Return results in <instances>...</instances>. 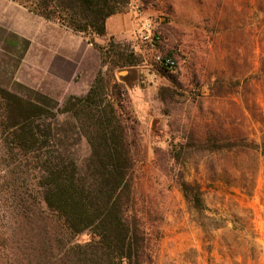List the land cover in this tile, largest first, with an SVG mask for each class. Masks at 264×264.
I'll use <instances>...</instances> for the list:
<instances>
[{"label": "rangeland", "instance_id": "obj_1", "mask_svg": "<svg viewBox=\"0 0 264 264\" xmlns=\"http://www.w3.org/2000/svg\"><path fill=\"white\" fill-rule=\"evenodd\" d=\"M160 2L144 7L131 0L139 24L133 35L96 40L106 45L113 37L142 59L116 77L138 120L139 203L163 214L154 264H264L253 223L264 200V0ZM144 24L159 41L142 38ZM158 57L173 59L176 67L161 65ZM100 71L106 72L100 52L81 34L34 15L20 0H0V90L57 102L54 116L40 121L53 128L50 144L78 163L90 149L64 107L72 96H84ZM121 72H127L123 80ZM216 140L226 147L213 150ZM5 154L0 145V187L11 162ZM15 172L18 188L29 189L24 171ZM180 173L200 186L206 212L185 201L175 182ZM17 203L0 197V207ZM36 223L37 248L31 243L22 250L38 255L44 225ZM29 233L24 230L25 237Z\"/></svg>", "mask_w": 264, "mask_h": 264}, {"label": "trees", "instance_id": "obj_2", "mask_svg": "<svg viewBox=\"0 0 264 264\" xmlns=\"http://www.w3.org/2000/svg\"><path fill=\"white\" fill-rule=\"evenodd\" d=\"M20 1L34 15L81 34L100 52L106 72L100 71L89 91L72 96L64 107L90 149L82 163L50 144L53 128L40 121L54 116L57 102L0 90V145L11 158L0 197L18 200L16 206L0 207V264H154L164 233L163 214L139 203L138 120L127 87L116 77L142 59L113 37L106 45L96 41L107 37L109 18L130 12L131 0ZM160 1L141 0L144 7ZM194 81L200 85L196 74ZM217 145L213 150L226 147ZM180 155L175 153L176 161ZM15 170L24 171L29 189L18 188ZM175 182L192 208L199 213L208 210L199 185L188 182L183 173ZM40 221L43 253L25 252V245L37 248L39 240L33 234H40L35 228ZM25 229L30 230L27 237ZM83 236L88 239L81 241Z\"/></svg>", "mask_w": 264, "mask_h": 264}, {"label": "built area", "instance_id": "obj_3", "mask_svg": "<svg viewBox=\"0 0 264 264\" xmlns=\"http://www.w3.org/2000/svg\"><path fill=\"white\" fill-rule=\"evenodd\" d=\"M143 28L147 31L145 33H142V38L145 41L150 42V44H153L155 41H159V37H153L152 34L150 33L149 24H144ZM157 60L161 65L171 70H173L176 67L175 61L171 58L158 57ZM253 223L255 230L257 231L258 234H260L259 237L261 239V244L264 246V200L258 203V209L255 210Z\"/></svg>", "mask_w": 264, "mask_h": 264}, {"label": "crops", "instance_id": "obj_4", "mask_svg": "<svg viewBox=\"0 0 264 264\" xmlns=\"http://www.w3.org/2000/svg\"><path fill=\"white\" fill-rule=\"evenodd\" d=\"M133 15H134V12L131 9L130 12L127 14H117L109 18L107 21V33L114 35V36H124L125 35L124 37H130V35H133L132 33L135 32V29L139 28V24L136 21V19L134 20L132 19ZM126 20L131 22V25H126V26L119 25V22L121 21L123 22ZM79 60H81V57ZM71 61L72 63H74L73 60Z\"/></svg>", "mask_w": 264, "mask_h": 264}, {"label": "water", "instance_id": "obj_5", "mask_svg": "<svg viewBox=\"0 0 264 264\" xmlns=\"http://www.w3.org/2000/svg\"><path fill=\"white\" fill-rule=\"evenodd\" d=\"M118 75H119L120 79L123 80V79L126 78V76H127V72H121V73H119Z\"/></svg>", "mask_w": 264, "mask_h": 264}]
</instances>
